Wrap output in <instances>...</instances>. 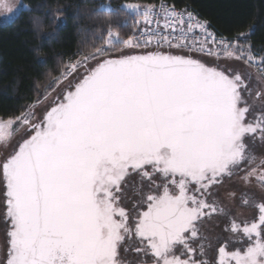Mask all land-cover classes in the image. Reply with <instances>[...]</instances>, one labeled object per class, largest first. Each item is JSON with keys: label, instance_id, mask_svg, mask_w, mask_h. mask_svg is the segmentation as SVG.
<instances>
[{"label": "snow or ice", "instance_id": "1", "mask_svg": "<svg viewBox=\"0 0 264 264\" xmlns=\"http://www.w3.org/2000/svg\"><path fill=\"white\" fill-rule=\"evenodd\" d=\"M16 7L0 0V15ZM124 7L134 16L126 36L109 25L88 52L37 82L36 98L18 115L0 117V139L26 133L0 160L3 264H124L120 250L133 236L151 264H210L193 258L188 241L213 213L225 215L216 198L225 179L247 163L241 179L255 177L264 189V159L257 163L246 144L264 141V110L257 115L248 101L251 74L202 60L241 61L264 81L250 31L219 35L198 13L166 2ZM133 174L148 183L128 210ZM254 206L251 221L229 218L236 241L242 234L248 246L219 247L214 264H264V203Z\"/></svg>", "mask_w": 264, "mask_h": 264}, {"label": "trees", "instance_id": "2", "mask_svg": "<svg viewBox=\"0 0 264 264\" xmlns=\"http://www.w3.org/2000/svg\"><path fill=\"white\" fill-rule=\"evenodd\" d=\"M26 9L0 23V117L18 115L36 98L37 82L58 75L63 64L88 52L109 25L122 35L134 16L124 5L174 4L191 9L219 34L250 31V46L264 55V0H21Z\"/></svg>", "mask_w": 264, "mask_h": 264}, {"label": "rangeland", "instance_id": "3", "mask_svg": "<svg viewBox=\"0 0 264 264\" xmlns=\"http://www.w3.org/2000/svg\"><path fill=\"white\" fill-rule=\"evenodd\" d=\"M13 2L17 5L16 11L8 16L0 15L1 24L10 23L22 10L26 9V6H24L21 0H13ZM124 8L127 9L126 7ZM172 51L176 52L177 50L173 49ZM184 54L188 55V53ZM192 55L196 54L193 53ZM202 60L206 61L209 66L219 64L226 70L250 73L251 78L247 81L248 88L252 90V95L248 97L249 104L252 105V111L257 115L260 111L264 110V99L255 95L257 91L264 94V81L258 79V74L255 68H249L241 61H236L234 59L227 60L222 58L220 61H216L215 57H203ZM24 138H26V133L23 129H20L11 132V134H6L4 138L0 139V160L8 158L15 150H18V145ZM254 142H256L258 146L254 149L255 153L253 155L256 157V162L259 163L261 159H264V141L257 138ZM250 167L252 166L246 165L241 172L233 176L232 179L230 178L228 181H225L224 185L219 188L216 193V198L219 201V206L227 212V215H217L218 217L212 221V226H209L211 224H207L208 221L201 226L200 235L202 237L210 236V238H212L213 236H216V233H219L221 228L217 225L219 224L221 217L226 220V224L228 228H230V217L235 219L238 223H243L245 220H250L251 217H256L258 215V209L255 208L254 204L264 203V189H261L258 186L255 177L251 179L250 183H245L241 179L245 174V170L250 169ZM2 191L3 188L2 185H0V193H2ZM229 193H234V195H229ZM244 199H248L250 201L249 204H244ZM0 201H2V196H0ZM2 211L3 205L0 203V212ZM209 223H211V221ZM6 229L7 225L3 218L0 217V264H3L7 256L8 243ZM208 229L210 231H208ZM221 234L229 235L224 229H221ZM217 243L215 249H218L219 242Z\"/></svg>", "mask_w": 264, "mask_h": 264}, {"label": "flooded vegetation", "instance_id": "4", "mask_svg": "<svg viewBox=\"0 0 264 264\" xmlns=\"http://www.w3.org/2000/svg\"><path fill=\"white\" fill-rule=\"evenodd\" d=\"M226 71L232 72L230 70H226ZM245 95L247 96L248 94L245 93ZM246 144H247L248 151L251 152V154L253 155L255 153L254 149H256L258 146L257 143L251 139H248L246 140ZM246 165L248 164L245 163L241 165V169L239 170V172H241ZM161 179L162 178L159 175H157V177L155 178L156 183H161ZM229 179L230 178H226L225 181H228ZM147 183H148L147 181H144V183L141 184L140 178L136 176L135 174H133L132 177L129 178L127 188L124 190L125 191L124 204L128 210H132V206L136 204L140 199V196L137 194V189L146 191ZM169 186L171 187V185ZM144 210H146V208ZM224 213L225 215H227V212L224 211ZM217 215L218 214L213 213V219L208 220V223H207V224H211L209 226H212V221L218 217ZM256 217L253 216L251 217L250 220H253ZM221 219H224V218L221 217ZM221 219L217 226H219V228L221 229H224L225 231V228L226 227L228 228V226L226 224V220L225 219L221 220ZM210 221L211 223H209ZM132 224L134 226V221H132ZM221 229L219 233H216V236H213L212 238H210V236L202 237L199 234L198 237L190 239L188 241L191 247L194 249V252H193L194 259L196 260L206 259L210 262V264H214L215 260L218 259L219 247L226 246L228 251H243L248 246V241L246 238L242 236V234H241L240 242H237L235 239V234L231 233L230 228H229V231H226L227 233H229V235H226V234L222 235ZM208 231L210 230L208 229ZM217 242H219L218 249H215V247L218 244ZM201 244L204 245V251H205L204 256L200 255V245ZM125 247L127 248V251L124 250ZM138 247H140V245H139L138 239L135 236H133L131 239H126L124 245L121 247V250H120V256H121V259L124 261V264H151L152 257L150 255L138 253L136 251ZM177 254H179V249L177 250Z\"/></svg>", "mask_w": 264, "mask_h": 264}, {"label": "built area", "instance_id": "5", "mask_svg": "<svg viewBox=\"0 0 264 264\" xmlns=\"http://www.w3.org/2000/svg\"><path fill=\"white\" fill-rule=\"evenodd\" d=\"M159 4H160V3H159ZM159 4H157V5H159ZM177 10H178V9H177ZM211 29L214 30L212 27H211ZM214 31H215V30H214ZM215 32H216V31H215ZM216 33H217V32H216ZM217 34H218V33H217Z\"/></svg>", "mask_w": 264, "mask_h": 264}, {"label": "bare ground", "instance_id": "6", "mask_svg": "<svg viewBox=\"0 0 264 264\" xmlns=\"http://www.w3.org/2000/svg\"><path fill=\"white\" fill-rule=\"evenodd\" d=\"M161 2H162V1H160L159 3H161ZM159 3H158V4H159ZM190 10H191V9H190ZM192 11H193V10H192ZM193 12H194V11H193ZM194 13H195V12H194Z\"/></svg>", "mask_w": 264, "mask_h": 264}]
</instances>
